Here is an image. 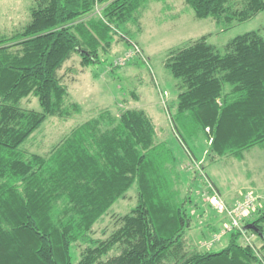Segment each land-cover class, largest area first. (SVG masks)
I'll use <instances>...</instances> for the list:
<instances>
[{"label":"trees","instance_id":"1","mask_svg":"<svg viewBox=\"0 0 264 264\" xmlns=\"http://www.w3.org/2000/svg\"><path fill=\"white\" fill-rule=\"evenodd\" d=\"M146 1L32 0L30 20L20 30L0 31V264L264 260V209L243 225L255 226L246 232L260 241V252L240 241L243 229L229 233L227 245L218 251L186 250L190 206L203 208V187L198 174L193 179L197 184H188L182 193L179 159L166 142L156 139L155 122L144 109H102L45 155L21 148L48 116L80 110L78 102L67 103L70 91L59 74L64 62L73 54L81 57L83 67L100 61L117 34L129 48L138 44L128 35V26L140 22ZM185 2L196 18L212 17L222 30L264 11V0ZM165 65L179 89L166 107L174 110V129L193 160L199 161L203 153L210 162L223 156L243 159L252 147H264L260 29L233 37L224 51L203 35L172 50ZM30 95L37 97L41 110L21 106ZM201 136L207 145L203 151L189 145ZM133 187L136 204L119 217L118 227L104 240L93 238V226ZM78 243L85 247L77 258L72 247ZM115 249L119 252L110 254Z\"/></svg>","mask_w":264,"mask_h":264},{"label":"rangeland","instance_id":"2","mask_svg":"<svg viewBox=\"0 0 264 264\" xmlns=\"http://www.w3.org/2000/svg\"><path fill=\"white\" fill-rule=\"evenodd\" d=\"M31 3L32 0H0V31L13 33L20 30L30 20ZM145 6L140 22L128 26V35L138 42L145 58H136L123 66H113V60L129 49L126 39L118 34L115 36L116 42L101 56L100 61L83 67L80 64L81 57L73 54L64 62L59 74L70 91L67 103L78 102L80 110L71 116H48L22 143L21 148L29 153L45 155L71 130L96 116L102 109L109 108L116 113L127 107L144 109L155 122L156 139L166 142L179 159V166L183 171L182 193L186 192L188 184H197L193 179L198 174V182L203 187L202 199L200 198L203 208L190 206L192 220L185 234L186 250L218 251L227 245L229 233L209 249L201 244L215 233L219 234L227 222L224 213L207 206L209 183L229 206L240 200L246 192L253 191L258 198L243 222L254 219L264 209V147H252L244 153L243 159L223 156L210 162L204 160L203 153L199 161L193 160L174 129V110L170 112L167 109L175 101L179 89L177 80L165 64L172 50L183 48L203 35H208V42L221 51H224L230 39L245 32L260 29L264 35V11L222 30L212 17L196 18L185 0H147ZM100 10V5H97V13ZM165 92L166 99H163ZM21 106L41 110L34 95L23 99ZM189 145L200 151L207 148L203 136L194 143L189 141ZM203 164L205 168L202 167ZM195 192L191 195L198 199L199 194ZM136 201L137 193L133 187L93 226V238L106 239L118 227L119 217L128 213ZM204 210L205 213L202 214ZM240 241L250 247L256 246V249H252L260 252L257 248L260 241L253 233L246 232V237L243 236ZM84 247L85 244L80 243L73 246V255L78 258ZM118 252L115 249L110 254ZM261 264L264 262L261 261Z\"/></svg>","mask_w":264,"mask_h":264},{"label":"built area","instance_id":"3","mask_svg":"<svg viewBox=\"0 0 264 264\" xmlns=\"http://www.w3.org/2000/svg\"><path fill=\"white\" fill-rule=\"evenodd\" d=\"M144 56L145 55L143 50L138 44L135 43L124 54L114 59L113 63L115 66H123L128 64L129 62H132L136 58L144 59ZM166 95V92L162 95L163 99H166ZM163 101L164 103H166L165 100ZM209 187L211 189V193L207 192L209 194H207V202L220 213H224L227 217V222L225 223L223 229L219 234L215 233L211 238L201 243L205 249L211 248L217 241L221 239L223 235L228 234L234 230H242L244 225L243 218L254 208L255 202L258 198L253 191H248L235 204L229 206L220 197V195H218V191L211 183H209ZM243 236L246 237V233H244ZM254 247L255 246H253L252 248ZM261 260L264 262L262 258Z\"/></svg>","mask_w":264,"mask_h":264},{"label":"water","instance_id":"4","mask_svg":"<svg viewBox=\"0 0 264 264\" xmlns=\"http://www.w3.org/2000/svg\"><path fill=\"white\" fill-rule=\"evenodd\" d=\"M249 229H255V226L251 223V224H247L243 227V230L246 232Z\"/></svg>","mask_w":264,"mask_h":264},{"label":"crops","instance_id":"5","mask_svg":"<svg viewBox=\"0 0 264 264\" xmlns=\"http://www.w3.org/2000/svg\"><path fill=\"white\" fill-rule=\"evenodd\" d=\"M102 72H104V71L102 70ZM102 72H101V73H102ZM72 79L75 80V78H72ZM148 114H149V113H148Z\"/></svg>","mask_w":264,"mask_h":264}]
</instances>
